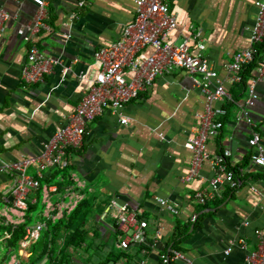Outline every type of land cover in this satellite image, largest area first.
<instances>
[{
  "label": "crops",
  "instance_id": "1",
  "mask_svg": "<svg viewBox=\"0 0 264 264\" xmlns=\"http://www.w3.org/2000/svg\"><path fill=\"white\" fill-rule=\"evenodd\" d=\"M44 1L46 28L40 29L33 43L54 63L43 82L25 85L21 69L29 45L17 31L32 25L37 8L29 0H0V8L9 15L0 39V165L41 153L54 133L67 124L95 80L99 66L94 53L117 41L135 15L134 0ZM254 2L165 0L177 20L168 40L178 45L199 33L204 55L223 79L224 66L232 55L249 47L256 13ZM73 15L76 18L71 20ZM64 35H70V39ZM189 43L195 47L191 39ZM149 53L145 49L140 55ZM232 88L226 85L230 92ZM256 93L258 100L250 109V116L264 139V84L256 86ZM244 97L245 93L236 101L238 105ZM203 103V96L189 76L177 70L157 78L124 107L126 125H121L110 111L104 112L86 125L83 145L72 152L67 173L50 170L44 174L42 179L55 181L41 187L43 212L56 203L50 202L53 197L59 200L60 213L68 207L71 211L73 204L84 197L92 199L86 224L89 242L105 248L106 256L110 255L109 264H158L161 256L171 252H179L185 260L170 264H245L247 253L256 246L254 232L258 230L264 236V198L250 192V187H258L264 178L250 160L252 149L247 140L251 129L243 122H235L236 105L228 115L224 106L214 105L222 106L225 112L217 117L223 127L219 136L208 140L207 150L212 157L228 150L231 156L226 161L227 170L243 166L248 160L240 169L237 189L224 182L211 186L214 173L209 163L202 165L198 179L182 182L192 157L183 145L197 129L196 115L203 111ZM28 173L34 175L33 170ZM10 179L0 173V184L10 183ZM53 187L56 191L50 192L48 188ZM11 188L12 185L1 194L0 203L13 216L22 218L12 211ZM197 192L211 194L212 199L201 206L195 201ZM158 200L166 201L177 213L162 207ZM113 203L127 205L139 220L147 223L143 247H117L119 212L111 206ZM58 212L51 215L52 219L57 218ZM192 217L196 218L194 222ZM185 225L187 233L177 237V227L182 229ZM105 240L110 241V246ZM239 240L245 242L246 249L238 246ZM231 242H236L235 246L226 255ZM91 254L94 257V251Z\"/></svg>",
  "mask_w": 264,
  "mask_h": 264
},
{
  "label": "built area",
  "instance_id": "2",
  "mask_svg": "<svg viewBox=\"0 0 264 264\" xmlns=\"http://www.w3.org/2000/svg\"><path fill=\"white\" fill-rule=\"evenodd\" d=\"M36 6V14L32 25L17 33L29 45L26 63L21 69V79L25 85H35L43 82L53 65L52 59L41 54L33 43V38L44 26L46 17V3L44 0H29ZM135 15L133 20L122 30L120 38L110 45L94 53V61L99 66L89 91L85 93L76 106L75 112L69 117L67 124L54 133L51 139L42 147L36 157L24 158L14 163H2L0 173L11 177V206L12 211L23 216L29 204L35 203L34 191L39 189L40 180L50 170H65L70 165L72 152L80 149L86 135V125L101 117L104 112L110 111L118 118L121 125H126L128 119L123 115L124 107L136 100L139 95L149 89L154 81L174 71L185 72L194 87H197L204 98L203 111L196 115L197 129L184 143V148L192 154L190 168L183 183H188L200 177V170L204 163H209L214 178L211 186L221 182L236 190L239 182L232 171L227 170V158L230 152L223 151L220 155L211 156L207 150L210 138L220 135L222 122L217 117L225 114L222 106L232 103L238 108L235 122H243L251 130L247 145L252 149L251 163L264 176V139L256 131L252 122L250 109L258 100L256 86L264 84V56L249 79L242 104L235 102L233 94L226 89L241 81V71L250 64L255 55L254 46L264 40V0H255V19L249 34V47L232 55V59L224 66L225 78L221 79L212 68L204 55L205 46L200 41V34L195 33L183 39L176 45L168 40L169 35L176 29L177 20L171 13L165 0H134ZM81 8L83 1L78 3ZM76 15L71 16V20ZM9 20L8 13L0 8V39L4 33L5 23ZM70 28V25H66ZM66 40L70 35H64ZM190 39L195 47L190 46ZM149 49L150 53L142 56L140 53ZM237 103V104H236ZM222 105L215 108L214 105ZM34 171V175L28 173ZM55 192L56 188H48ZM250 192L257 197L264 198V179L258 187L251 186ZM211 194L197 192L195 201L204 206L211 200ZM34 200V201H33ZM159 204L171 213H177L164 200ZM119 215L116 228L120 233L118 248L126 250L132 244H142L145 241L147 223L139 220L137 215L130 211L127 205H111ZM196 218L192 217V222ZM44 224L38 223L35 227H28L20 243L21 250H26L31 242L38 240ZM256 246L245 257V264H264V236L256 230ZM236 242H231L225 252L228 255ZM242 249H246L245 242H237ZM185 260L179 252H171L161 256L163 264L170 261ZM188 262V261H187ZM19 264V263H15Z\"/></svg>",
  "mask_w": 264,
  "mask_h": 264
},
{
  "label": "trees",
  "instance_id": "3",
  "mask_svg": "<svg viewBox=\"0 0 264 264\" xmlns=\"http://www.w3.org/2000/svg\"><path fill=\"white\" fill-rule=\"evenodd\" d=\"M255 55L253 61L244 66L241 71V81L239 84L234 85L231 90L234 101H238L244 96L246 91V87L250 78L253 77L254 70L258 66L260 60L264 56V40L261 44L254 46ZM233 104L228 103L224 105V110L226 114L233 109ZM248 160L243 164V166H235L229 167V170L232 171L235 175V179L237 182H240V169L247 164ZM67 173L68 168L63 170ZM264 178V176L262 177ZM55 179H41L40 187L36 191H34L33 198L35 199V203L29 204L27 211L24 212L22 216V221L17 224H7L6 226L0 227V236L4 235V243H1V247L5 251H9L11 253H15L17 258L20 259L19 264H36L38 261L46 259L45 264H72L75 256L78 254V251L83 249V253L88 255V260L91 255L88 248L91 243L89 242L90 233L86 229V224L89 220V213L93 206V200L88 198H83L80 200L74 208L70 212H63L61 218L44 217L43 210L44 205L42 204V189L41 187L44 184H49L48 182H53ZM57 184V183H56ZM60 186V185H59ZM62 186L58 187V192H60ZM1 197V194H0ZM55 212L52 213L54 215ZM39 220L44 224V229L41 232V252L38 257L34 261L32 260V256L34 255V245L39 244V240L37 242H31L27 247V252L30 254L28 260L21 261L22 256L19 255V251L21 250L20 243L25 236V230L28 227H31L34 220ZM177 237L180 235H184L187 233V225H185L182 229L177 227ZM180 229V230H179ZM118 232V231H117ZM120 234V233H119ZM40 237V236H39ZM179 242V241H176ZM35 243V244H34ZM34 244V245H32ZM137 245L138 248L143 247L141 244H132ZM174 246H176L174 244ZM84 247V248H83ZM176 248V247H175ZM124 252V251H123ZM111 254V253H110ZM114 256V255H111ZM118 258V257H117ZM116 258V259H117ZM7 257H4L3 262H7ZM110 255L106 256V259L103 262H99L98 264H109ZM158 264H163L160 261ZM170 264V263H169Z\"/></svg>",
  "mask_w": 264,
  "mask_h": 264
},
{
  "label": "rangeland",
  "instance_id": "4",
  "mask_svg": "<svg viewBox=\"0 0 264 264\" xmlns=\"http://www.w3.org/2000/svg\"><path fill=\"white\" fill-rule=\"evenodd\" d=\"M10 185H12L11 182L10 183H6L5 185L4 184H0V194L5 193L7 191V188L10 187ZM55 201H56V203H54ZM50 202L54 203V205H51L50 208L46 210V213L43 212L44 217H46V216L51 217L53 212H56V211L58 212L59 211V207H58L59 205H57L59 200H57V198L53 197V199H51ZM74 205L75 204H73L72 207H74ZM64 208L65 207H63V209ZM70 208H71V206H70ZM69 211L70 210H69V207H68V209L67 208L64 209L63 212H67L68 213ZM63 212H61V213L58 212V214H57L58 216H56L57 219L62 217ZM21 221H22L21 217L13 216L11 214V212H9L4 207V205L2 203H0V227L6 226L7 224L19 223ZM38 223H41V222L39 220L35 219L33 224L31 225V227H35V225L38 224ZM0 235H2V234H0ZM41 236H42V233H40V237L38 238V239H40L39 242H38L39 244L34 245L37 241L34 244H32V245H34V248H35L34 249V255L32 256V260L34 259V261L36 259H38L39 255H40V252H41V247H42V243H40L41 242ZM3 239H4V235L0 236V264L20 263V259L17 258L15 253H11L9 251L3 250V248L1 247V243L2 244L4 243ZM105 242H107L106 245L110 246L109 245L110 241L108 243V241L105 240ZM93 244L95 245V242ZM93 244H91L88 248H86V250L89 249L88 252H90L89 254L91 255L89 260H88V257H86L87 255L83 253V249H82V250L78 251V254L75 256L72 264H98L99 262H103L106 259L105 248H101V247L99 248V246H100L99 244L96 245V246H93ZM98 248L100 250H98ZM114 250L116 252L118 251L116 248ZM20 251H22L21 255H22V258H23V259H21V261L22 262L25 261V260L27 261L28 260V255H29L28 252H27V249L26 250H20ZM93 251H94V257L95 258L91 254V252H93ZM4 257H7V260H8L7 262H3ZM45 261H46V259L44 258V260L38 261V262H36V264H45Z\"/></svg>",
  "mask_w": 264,
  "mask_h": 264
}]
</instances>
